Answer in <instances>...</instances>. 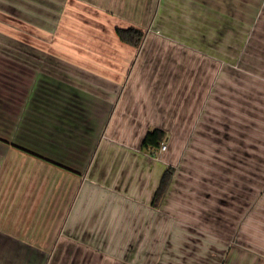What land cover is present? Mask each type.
<instances>
[{
	"label": "crops",
	"instance_id": "obj_1",
	"mask_svg": "<svg viewBox=\"0 0 264 264\" xmlns=\"http://www.w3.org/2000/svg\"><path fill=\"white\" fill-rule=\"evenodd\" d=\"M261 15L264 0H0V264H261L180 172L202 100L187 84L217 69L208 52L249 51ZM154 128L165 151L143 146Z\"/></svg>",
	"mask_w": 264,
	"mask_h": 264
},
{
	"label": "rangeland",
	"instance_id": "obj_2",
	"mask_svg": "<svg viewBox=\"0 0 264 264\" xmlns=\"http://www.w3.org/2000/svg\"><path fill=\"white\" fill-rule=\"evenodd\" d=\"M250 36V45H245L250 50L235 51L233 55L239 57L235 63L208 52L218 62L217 69L204 67L198 74L202 83L187 84L188 96L200 91L202 100L188 101V112H195L196 131L187 134L190 147L185 152L180 149L186 154L180 172L196 176L203 206L213 203V212H210L214 219L218 218L220 235L233 238L235 243L245 240L248 244L244 247L260 256L262 261L258 262L264 264L262 15L252 24ZM242 48L241 45L235 49ZM231 56L230 53L228 57ZM211 72L217 80L207 85L206 77ZM238 248L243 246L236 244Z\"/></svg>",
	"mask_w": 264,
	"mask_h": 264
},
{
	"label": "trees",
	"instance_id": "obj_3",
	"mask_svg": "<svg viewBox=\"0 0 264 264\" xmlns=\"http://www.w3.org/2000/svg\"><path fill=\"white\" fill-rule=\"evenodd\" d=\"M117 33L120 39L126 43L134 46H140L144 40L145 32L137 27L130 26L127 28L118 27ZM166 136L165 130L161 128H154L147 132L145 135L143 146L145 148H159L164 141ZM174 167H169L163 174L159 187L154 196V205L159 206L162 199L164 198L166 191L170 185L172 177L174 175Z\"/></svg>",
	"mask_w": 264,
	"mask_h": 264
},
{
	"label": "built area",
	"instance_id": "obj_4",
	"mask_svg": "<svg viewBox=\"0 0 264 264\" xmlns=\"http://www.w3.org/2000/svg\"><path fill=\"white\" fill-rule=\"evenodd\" d=\"M157 151H165L167 149V143L165 141L162 142L161 146L158 148Z\"/></svg>",
	"mask_w": 264,
	"mask_h": 264
}]
</instances>
